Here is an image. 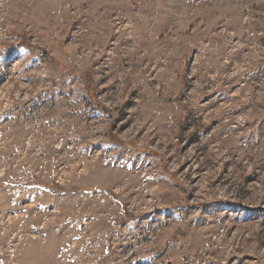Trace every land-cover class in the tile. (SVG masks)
<instances>
[{"label": "rangeland", "instance_id": "1", "mask_svg": "<svg viewBox=\"0 0 264 264\" xmlns=\"http://www.w3.org/2000/svg\"><path fill=\"white\" fill-rule=\"evenodd\" d=\"M0 264H264V0H0Z\"/></svg>", "mask_w": 264, "mask_h": 264}, {"label": "bare ground", "instance_id": "2", "mask_svg": "<svg viewBox=\"0 0 264 264\" xmlns=\"http://www.w3.org/2000/svg\"><path fill=\"white\" fill-rule=\"evenodd\" d=\"M152 2V1H151ZM150 2V4H152L153 5V3H151ZM155 2V1H154ZM113 5H115V7H117V5H119L118 3H116L115 2V4H113ZM112 5V6H113ZM154 6H156V4H154ZM115 7H112V8H115ZM116 9V8H115ZM115 9H113V10H115ZM118 9V8H117ZM153 9H155V8H152V6H147V11H145L144 12V14L142 15V22H143V27L144 28H146L147 27V24H148V22H153V21H155V18H156V16L154 15V10ZM110 11H111V9H110ZM112 12V11H111ZM115 12H117V10L115 11ZM239 29V28H238ZM223 34V33H222ZM225 45V44H224ZM219 48H221V49H224L223 48V44L222 45H220L219 46ZM212 57H216V59H217V57H218V59H219V53L217 54V53H209V58H212ZM12 122H10L9 124H11ZM222 124V123H221ZM243 150V149H242Z\"/></svg>", "mask_w": 264, "mask_h": 264}, {"label": "trees", "instance_id": "3", "mask_svg": "<svg viewBox=\"0 0 264 264\" xmlns=\"http://www.w3.org/2000/svg\"><path fill=\"white\" fill-rule=\"evenodd\" d=\"M62 67H63V65H62ZM62 71L65 72V73H66V72H69L66 68H62ZM53 189H59V190H62L63 188L57 185V188L53 187Z\"/></svg>", "mask_w": 264, "mask_h": 264}]
</instances>
